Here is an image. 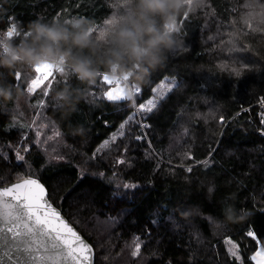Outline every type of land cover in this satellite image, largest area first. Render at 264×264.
Segmentation results:
<instances>
[{
  "label": "trees",
  "instance_id": "obj_1",
  "mask_svg": "<svg viewBox=\"0 0 264 264\" xmlns=\"http://www.w3.org/2000/svg\"><path fill=\"white\" fill-rule=\"evenodd\" d=\"M245 3L204 0L205 6L195 8L187 19L178 18L177 46L134 95L135 106H139L154 95L152 89L161 81L173 82L156 108L142 113L140 121L150 125L144 129L146 137L134 116L125 124L124 135L94 159L93 152L110 132L135 111L132 102L108 101L103 92L112 86L101 77L95 84H83L74 76L65 79L54 73L55 79L49 77L27 93L25 89L37 75L34 68L30 74L22 73L19 82L14 74L9 75L28 98L26 107L21 100L0 105V153L9 157L0 156V185L15 181L17 173L29 174L24 162L17 161L7 147L27 142L29 153L22 154L31 162L34 178L45 184L54 206L61 207L62 214L92 245L94 264H239L229 255L231 245L242 258L250 257L254 241L246 236L247 230L264 231V211L254 207L264 204V135L257 131L264 127L258 115L264 111L258 103L264 97V29L236 35L237 30L248 31L242 20ZM117 11V0H0V37L19 41L28 24L37 19H83L98 34ZM12 24L15 33L7 37ZM257 27L253 22V28ZM243 44L249 50L240 51ZM233 69L240 71V77ZM123 84L136 85L131 79ZM64 87L80 91L82 97L70 112L53 107L55 92ZM46 88L49 95L44 97ZM40 100L44 105H38ZM241 108L249 111L241 112ZM221 116L226 121L223 126ZM37 131L40 145L35 143ZM54 131L62 136L55 137ZM137 135L143 138L137 141ZM49 136L53 139L43 144ZM61 139L58 152L64 159L41 168L48 159L44 148L51 152ZM124 145L128 146L126 154ZM185 150L191 152V159L177 155ZM122 154L132 166L114 168L115 158ZM205 159L210 160L207 167L194 163ZM181 164L191 165L193 171L187 172ZM81 168L84 176L78 179ZM99 171L105 172L104 178L93 175ZM113 171L139 188L114 200L115 185L108 182ZM232 204L244 210L246 217L217 228L215 221L222 220L223 209ZM183 212L191 214L184 217ZM110 217L118 223L113 224ZM133 237L142 241L141 253L135 258L129 247ZM245 264L255 262L246 260Z\"/></svg>",
  "mask_w": 264,
  "mask_h": 264
},
{
  "label": "snow or ice",
  "instance_id": "obj_2",
  "mask_svg": "<svg viewBox=\"0 0 264 264\" xmlns=\"http://www.w3.org/2000/svg\"><path fill=\"white\" fill-rule=\"evenodd\" d=\"M187 10L183 13V18L187 19L189 13L194 11L195 8L204 7V0H198V6L193 8V0H185ZM243 8L246 9L242 20L248 31L237 30V36H247L249 32H257L264 29V3L259 2V0H250L249 3L244 4ZM65 23H72L74 20H63ZM116 15L111 19L105 20V27L99 30L98 34H95L96 29L93 27L90 28L89 34L94 36L98 41L104 42L107 38V32L109 28L115 23ZM253 22L258 25L257 28H253ZM183 23V21H181ZM235 23V22H233ZM166 28L168 26H165ZM16 25L12 24L9 30L6 32L7 37H12L15 33ZM170 30H176L175 27ZM27 33H25L26 35ZM240 51L249 50L247 44H243ZM247 67V65H243ZM235 75L240 77V71L233 69ZM34 72L37 74L34 79H31L30 83L27 86V92L33 93L36 88H38L44 81L49 80V77H54V73H59L65 79L68 77L65 69H60L52 64L47 62L37 65L34 67ZM22 73L16 72L14 74L15 81L19 82L21 80ZM97 77H101L102 81L106 85H110L107 91L103 92V96L106 97L108 101H121L127 100V96H134L136 93H139L141 89L136 85H131L129 87H122V82L129 81V77L125 75L122 78H114L109 75V73L101 71L97 74ZM96 83V82H95ZM93 83V84H95ZM50 87V84H49ZM160 87V86H158ZM157 88H153V93L157 92ZM49 91L46 88L43 91V96L47 97ZM40 105H44L45 101L40 100L38 102ZM135 106L136 101L132 102ZM261 108L264 109V97H261L258 101ZM155 99L149 100L147 105L144 103L139 104L138 110H143L144 113L152 112L156 108ZM53 107L59 108L62 107V104L59 100H55ZM241 112H247L249 109L241 108ZM136 113H133L132 116H129L128 119L120 125L118 133L120 136L124 135L123 129L125 124L131 122ZM237 116L240 115L238 112ZM260 125L264 126V111H261L259 114ZM221 126H223L226 121L224 117H220ZM43 127V125H41ZM141 128L150 127L148 124L141 123ZM261 135H264V127L257 129ZM187 132V129H185ZM223 135V132L220 133ZM55 137H61L62 134L59 131H54ZM117 138V133H113L110 140L115 141ZM143 137L137 135L134 137L135 140L139 141ZM24 141L27 140V137L22 138ZM53 136H49L47 140L43 141V144H47L48 140H52ZM110 140H105L100 147H98L95 152H93L91 159L96 158L97 154L100 153L103 149L110 146ZM37 145L41 144L40 141V132H36ZM63 143L62 139L57 141V147H53L52 151L49 152L48 148H44L45 155L48 159L44 164L41 165V168H44L46 164L50 163L52 160H63L64 156L60 155L58 152V146ZM14 154L17 161L24 162L29 170L28 175H22L17 173L15 181L8 184L4 183L0 186V264H94L93 261V249L85 239L74 229L72 224L61 214V207L54 206L51 199L52 193L49 192V189L46 188L45 184L41 182L39 178H34L32 174V164L31 162L25 159V155L29 153V144L27 142L17 143L15 145H7ZM149 147H151L149 145ZM22 149V151H21ZM215 149H212L209 152V157H211L212 152ZM22 152L24 154H22ZM128 152V146L124 145L123 153ZM147 155V153H146ZM181 159L188 158L191 159V152L185 150L183 152L177 153ZM0 156L4 160H8L7 153H0ZM196 164H203L208 166L210 163L209 159L203 161H195ZM119 165H126L131 167V162L126 158L125 155H120L115 158L113 167ZM185 170L189 173L193 171L191 165H183ZM100 178L105 177L104 171H99L94 173ZM84 176V170L81 168L78 179ZM108 182L114 184L115 188L112 191L111 195L113 199L123 197L127 194L128 191L135 190L139 188V185L131 182L121 180L116 171H113L111 176L108 177ZM123 190V191H122ZM211 191V189H209ZM63 199V198H61ZM256 210L264 211V204L256 206ZM165 210L167 208L165 207ZM158 216V214H157ZM110 221L115 224L118 223L117 218L110 217ZM207 219L211 220L212 217L209 215ZM168 220L172 221L173 224L176 223L172 215L168 216ZM158 222L154 220L153 223ZM247 237H251L254 241L253 254L250 257L246 255L242 258L241 254L237 251H234L235 245L229 247V255L233 257L235 261H238L239 264H245V261H254L255 264H264V231H258L255 229H248L246 232ZM141 243L139 237H133L132 244L129 247L131 250V257H138L141 253ZM247 246H245V252H247ZM107 259V257H105Z\"/></svg>",
  "mask_w": 264,
  "mask_h": 264
},
{
  "label": "clouds",
  "instance_id": "obj_3",
  "mask_svg": "<svg viewBox=\"0 0 264 264\" xmlns=\"http://www.w3.org/2000/svg\"><path fill=\"white\" fill-rule=\"evenodd\" d=\"M250 0H246L249 3ZM198 0H193V8ZM115 23L109 28L104 42L89 34L87 20L72 23L63 20L31 21L19 41L0 37V105L19 102L23 92L10 81L16 72L30 74L45 62L65 69L68 76L83 84L96 82L101 71L114 78L125 75L137 86L146 83L161 67L177 46L174 32L177 20L187 10L185 0H117ZM165 26H168L167 28ZM175 27L176 30H170ZM80 91L64 87L54 94L65 111L74 110L81 99ZM134 101V96H127ZM191 213L183 212L188 217ZM247 213L235 205L223 209V219L215 221L217 228L244 219Z\"/></svg>",
  "mask_w": 264,
  "mask_h": 264
},
{
  "label": "rangeland",
  "instance_id": "obj_4",
  "mask_svg": "<svg viewBox=\"0 0 264 264\" xmlns=\"http://www.w3.org/2000/svg\"><path fill=\"white\" fill-rule=\"evenodd\" d=\"M46 81H44V83H45ZM43 83V84H44ZM42 85V84H41ZM40 85V86H41ZM39 86V87H40ZM122 87H129V85H126V84H123V85H121ZM158 86H160V87H158ZM173 86V82L171 81V80H169V79H164L163 81H161L158 85H157V92H155L154 93V95L149 99V100H153V99H155V102H157L158 100H159V98H161V97H163L165 94H166V92L171 88ZM38 87V88H39ZM113 87V86H112ZM37 89V88H36ZM35 89V90H36ZM26 91L25 92H27V88L25 89ZM28 93V92H27ZM27 98H28V95H26V96H23V99H21V103L26 107L27 106ZM149 100H147L144 104H146L147 105V102L149 101ZM31 103L32 104H36L37 103V101H35V99L34 98H32L31 99ZM38 105H40L39 103H38ZM133 113H136V115L135 116H137L138 117V119H139V122H140V124L141 123H144L145 124V122H143V121H140V119L142 118V113H143V110H139V112H135V111H133V112H131V114L129 115V116H132L133 115ZM26 114H28V109L26 110ZM128 116V117H129ZM141 116V117H140ZM128 119V118H127ZM21 122V124H23L24 123V120H21L20 121ZM120 128V126H118L115 130H113V131H111L110 132V134H109V136H108V138H106L105 140H110V138H111V136L113 135V133H117V137L118 136H120L119 135V133H118V129ZM144 129L145 128H141V130H142V132H143V134L145 135L144 137H146V133H145V131H144ZM104 140V141H105ZM103 141V142H104ZM103 142H102V144H103ZM110 142H111V140H110ZM101 144V145H102Z\"/></svg>",
  "mask_w": 264,
  "mask_h": 264
},
{
  "label": "water",
  "instance_id": "obj_5",
  "mask_svg": "<svg viewBox=\"0 0 264 264\" xmlns=\"http://www.w3.org/2000/svg\"><path fill=\"white\" fill-rule=\"evenodd\" d=\"M12 182H14V181H12ZM12 182H10V183H12ZM10 183H8V184H10ZM0 186H2V185H0ZM61 214H62V212H61ZM63 215V214H62ZM64 216V215H63ZM65 217V216H64ZM66 218V217H65ZM67 219V218H66ZM73 226V225H72ZM74 227V226H73ZM74 229L81 235V233L74 227ZM81 237L83 238V239H85L82 235H81ZM86 240V239H85ZM86 242L87 243H89L87 240H86ZM90 244V243H89ZM91 245V244H90ZM91 247H92V245H91ZM92 249H93V247H92ZM94 257H95V255H94V249H93V261H94Z\"/></svg>",
  "mask_w": 264,
  "mask_h": 264
},
{
  "label": "built area",
  "instance_id": "obj_6",
  "mask_svg": "<svg viewBox=\"0 0 264 264\" xmlns=\"http://www.w3.org/2000/svg\"><path fill=\"white\" fill-rule=\"evenodd\" d=\"M139 106H135V112H139Z\"/></svg>",
  "mask_w": 264,
  "mask_h": 264
}]
</instances>
